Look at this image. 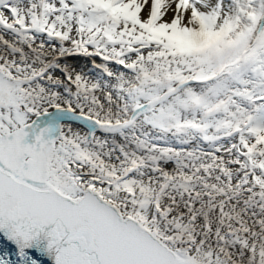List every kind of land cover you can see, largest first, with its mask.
<instances>
[{"label": "snow or ice", "instance_id": "snow-or-ice-1", "mask_svg": "<svg viewBox=\"0 0 264 264\" xmlns=\"http://www.w3.org/2000/svg\"><path fill=\"white\" fill-rule=\"evenodd\" d=\"M0 264H264V0H0Z\"/></svg>", "mask_w": 264, "mask_h": 264}]
</instances>
